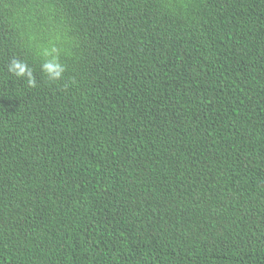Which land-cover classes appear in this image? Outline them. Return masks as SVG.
<instances>
[{"label": "trees", "instance_id": "1", "mask_svg": "<svg viewBox=\"0 0 264 264\" xmlns=\"http://www.w3.org/2000/svg\"><path fill=\"white\" fill-rule=\"evenodd\" d=\"M0 264H264V0H0Z\"/></svg>", "mask_w": 264, "mask_h": 264}, {"label": "clouds", "instance_id": "2", "mask_svg": "<svg viewBox=\"0 0 264 264\" xmlns=\"http://www.w3.org/2000/svg\"><path fill=\"white\" fill-rule=\"evenodd\" d=\"M41 57L40 71L50 81H57L63 77L65 66L60 60L59 51L55 47H42L39 53ZM8 71L18 78L26 80L29 87L35 88L37 82L32 74L31 67L19 60H13Z\"/></svg>", "mask_w": 264, "mask_h": 264}]
</instances>
